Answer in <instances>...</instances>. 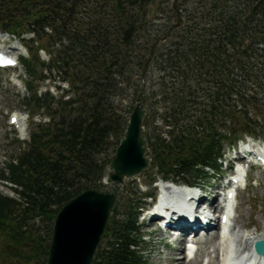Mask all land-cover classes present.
Segmentation results:
<instances>
[{"label":"trees","instance_id":"16d2710c","mask_svg":"<svg viewBox=\"0 0 264 264\" xmlns=\"http://www.w3.org/2000/svg\"><path fill=\"white\" fill-rule=\"evenodd\" d=\"M148 1L0 0V29L26 41L31 51L20 57L29 75L23 99L28 138H16L25 148L0 173L17 193L0 191V239L5 247L26 252L8 254L7 248L5 253L0 240V264L7 263L5 254L18 256L17 264L32 258L45 264L58 209L85 188L105 186L104 169L127 124L111 93L132 83L128 67L139 74L152 66L159 72L152 94H161L152 112L160 123L146 114L144 134L162 177L196 183L207 167L219 170L224 141L235 144L259 125L247 106L264 117V101L257 96L264 68V0H176L177 7L184 4L183 20L178 14L175 22L163 17L161 32L148 30ZM87 12L91 16L84 19ZM39 49L48 54L46 60ZM52 68L68 82L67 88L56 85L57 95L33 84L54 76ZM143 90L136 82L138 98ZM34 107L43 108L46 118L35 119ZM147 196L130 198L121 215L113 207L92 264H145L138 221Z\"/></svg>","mask_w":264,"mask_h":264},{"label":"rangeland","instance_id":"374dc122","mask_svg":"<svg viewBox=\"0 0 264 264\" xmlns=\"http://www.w3.org/2000/svg\"><path fill=\"white\" fill-rule=\"evenodd\" d=\"M176 0H149L146 5V13H145V20L147 22L148 30L149 31H162V18L168 16L171 21L175 22L179 20L177 14L181 16L180 7H184L183 3L179 4V7L175 5ZM178 1V0H177ZM193 0H188L187 2L190 4ZM174 4V9H172ZM136 10V7L134 8ZM91 14L88 12L84 15V19L90 17ZM86 17V18H85ZM180 20H183V16H181ZM27 37L31 35L29 33H24ZM6 42L9 46L17 45L18 48L16 50H20L23 55H31V51L26 49L24 46L27 47V42L22 41L17 37L16 34H11L5 30L0 29V42ZM22 42V43H21ZM28 48V47H27ZM37 54L41 59L46 60L48 58V54L44 49H39ZM45 70V69H44ZM137 71L136 69H131L130 67L127 68V72H131L132 74V83L130 85H126L123 88L117 87L113 90L112 100L117 105L118 110L124 116L128 117L129 112L131 111L135 101L137 99L142 100V106L145 107L146 113L149 114V117H155L156 114L152 112L153 105L157 103L156 96H153L152 91L158 87L159 77H158V69L156 67H150L149 70L144 74H139V72L134 73ZM51 74L54 75L51 78H47L41 81L34 80L33 84L37 85V89L39 91H43L45 89L52 90L53 93L56 95L61 92L60 88H57L56 85L59 83H63L60 78L56 77V72L54 68L51 69ZM264 78V74L262 75ZM29 80V75L25 71L23 64H16L15 67L10 68H0V173L4 169L7 172V162L11 159H16L17 155L25 148V144L19 142L16 138H27L28 132L30 128L29 123V116L27 112V107L24 103V96L28 94V91L24 85L26 81ZM143 80V81H142ZM139 83L143 85L144 96H138L134 93L135 83ZM68 87V82L62 84ZM65 88V87H64ZM251 90V89H250ZM264 92V91H262ZM54 94V95H55ZM258 97H262V94L258 93ZM158 105H160L158 103ZM33 107V106H31ZM34 118H46V115L43 112V108L34 107ZM264 111V108H263ZM16 114L19 116L21 120V124L23 123L24 129L20 130L16 123H12L10 121V116ZM255 114V113H254ZM159 120V119H158ZM242 122V119L239 118L238 121ZM160 121V120H159ZM144 123V121H143ZM159 123V122H157ZM262 122H259V124ZM152 123L149 124V126ZM243 124V122H242ZM241 128L243 126L239 124ZM244 125V124H243ZM148 125L144 126L143 130L147 129ZM262 125H259V129L255 131V136L257 142H264V129H262ZM241 131L240 133H242ZM243 135V134H242ZM244 137V136H243ZM245 138L242 141L245 142ZM242 141H239V146H241ZM243 142V143H244ZM238 146L235 145V148L231 147V144L228 141H224L223 146V162L222 166L219 170H214L209 168L206 174V177L198 176L195 179L196 184L204 186L202 192L206 195H213L212 192L219 194L220 196V184L224 183V178H222L221 174L226 172L225 169V162L226 158L232 157L234 154H237ZM149 150V149H148ZM104 154V153H102ZM101 154V156H103ZM111 154V150H108V155ZM245 166V162H243ZM108 169V165L104 169V173L106 174ZM233 170V169H232ZM233 172V171H231ZM154 175L155 180L152 181ZM161 172L156 173V167L150 161V164L147 168H144L140 173L134 174L132 176L124 177L122 181H113L107 183L103 186L101 190L112 191L116 194V200L114 202V206L117 205V211H119V215H121L125 205L131 199H136L143 195L144 190H156L157 187L155 186L156 183L160 181ZM225 177V175H224ZM180 180L183 179L181 176H175ZM192 181V179H191ZM14 185L10 183V180L0 174V191L8 194L10 196H16L17 193L14 190ZM213 197V196H212ZM149 200V198L147 199ZM219 200V199H218ZM144 204V203H143ZM152 205L145 206L147 207L139 217V223L141 227V232L143 234V241L141 243V252L145 259V264H172L170 263V257L172 253H179L176 257H182L184 259V264H202L205 259L209 264H219L218 253L220 252L217 250L218 238H220L219 234L217 233V229L212 230L215 236L212 239H208L206 241H199L193 242L196 245L195 253L192 257L187 256V250L185 247L186 245L180 246V251H175L173 245H175V241L173 240L172 236L169 233H164L163 230L158 226V222L154 221L149 222V212L151 210ZM113 210V208H112ZM215 211L213 210V213ZM220 210H217L216 213H219ZM112 213V211H111ZM235 215L232 219V227L235 233L237 234L234 238V245L236 247L241 246V240L239 239L238 235H241L243 229H248L249 231H256V230H264V168L258 165H250L248 170V179L247 184L243 188H239L237 190L236 196V206H235ZM111 217V215H110ZM219 221V217H218ZM46 226H41V231H45ZM208 234L205 230L199 231L198 235L200 240L204 239V237ZM1 244L4 245L5 253L9 252L8 254H13L15 251H21L20 254L26 252L23 249H14L12 248L11 244H8V247H5L6 241L2 238ZM203 242V243H202ZM206 242V243H205ZM220 242V241H219ZM216 246V250L214 251V247ZM29 247V244L26 245ZM7 248L9 250L6 252ZM183 251V252H182ZM209 251V252H208ZM222 253V252H221ZM5 254V258H8L5 263L6 264H17L18 256L15 255H8ZM208 254V255H207ZM185 256V258H184ZM209 256V257H207ZM206 262V263H207ZM36 260L34 258L30 259L27 264H36Z\"/></svg>","mask_w":264,"mask_h":264},{"label":"water","instance_id":"95a60500","mask_svg":"<svg viewBox=\"0 0 264 264\" xmlns=\"http://www.w3.org/2000/svg\"><path fill=\"white\" fill-rule=\"evenodd\" d=\"M144 114L145 108L137 100L109 160L108 182L122 181L149 166L148 147L142 132ZM115 200L114 192L94 187L85 188L68 199L53 219L45 264H92ZM254 249L263 253L264 239L255 240Z\"/></svg>","mask_w":264,"mask_h":264},{"label":"bare ground","instance_id":"6f19581e","mask_svg":"<svg viewBox=\"0 0 264 264\" xmlns=\"http://www.w3.org/2000/svg\"><path fill=\"white\" fill-rule=\"evenodd\" d=\"M12 49H15V47H13ZM16 118H14V122L19 126V129H22V124H21V120L19 118V116H15ZM161 187L162 189H165L166 192H162L165 193V197L163 198V202H169L170 203H175L177 205V208L180 212V214H178L179 212L176 211H172L171 215L169 216V219L172 221V223L176 226V229L178 231V233L175 234H171L174 241H175V245H173V248L175 251H180V247H178V245L180 244V246L184 245L185 241H187L188 238H191V241L193 242H199V241H206L208 239H212L213 236H215L216 234L213 233L212 230H215L218 228V217H208L206 218L209 226H205L203 229L206 230L208 232V234H206V236L204 237V239L200 240L199 238V231L200 229L203 227V223H197L195 224V227H191L192 224H190L189 219H187L186 223H180L182 220L179 219H185L188 218V213L186 212V210L189 207V200L186 199V195L188 193L191 192H186V190H190V188L184 186V185H179V184H175V183H161ZM192 191V190H190ZM195 193V192H194ZM212 196L206 195L205 193L201 192L198 195V201H197V205H201L202 208V212H209V210L211 209L212 211L214 210L216 212V210L221 209V206L219 205V200H218V196L219 194L214 193V190L212 192ZM185 200H187L185 202ZM198 205V207H199ZM180 207H182L183 210H180ZM198 210H195L193 213V216L195 217L197 215ZM201 212V213H202ZM183 214V215H182ZM214 214V213H213ZM229 217V215H228ZM153 218L150 217L149 222H153ZM150 222V223H151ZM226 224V223H225ZM246 230V231H245ZM218 233V230H217ZM219 234V233H218ZM236 233H234V237L232 236V233H222L220 236V242H219V248L217 247V250L219 249L220 252H222V264H264V252L263 253H257L256 255L252 254L251 258H246L244 259L243 255H251L250 251H251V247L252 244L255 240L257 239H264V230H256V231H249L248 229H243L241 232V235H238V237H240L239 239L241 240V246L242 247H236L234 245V238L236 237ZM232 236V237H231ZM232 241V242H231ZM202 242V243H203ZM206 243V242H205ZM214 247V251L216 250V246L212 245ZM188 249V254H190L192 252V250L194 249V244L192 243L191 245H189L187 247ZM181 252V251H180ZM183 252V251H182ZM209 252V251H208ZM179 253H172L170 259V263L172 264H184L185 260H182V257H176L178 256ZM187 255V254H186ZM208 255V254H207ZM209 257V256H207ZM185 258V256H184ZM208 259V258H207ZM202 264H209V261L203 262Z\"/></svg>","mask_w":264,"mask_h":264},{"label":"built area","instance_id":"2783aa9c","mask_svg":"<svg viewBox=\"0 0 264 264\" xmlns=\"http://www.w3.org/2000/svg\"><path fill=\"white\" fill-rule=\"evenodd\" d=\"M264 58V55L263 56H261V59H263ZM264 74V69L262 70V72H261V77H262V80L260 81V85H261V89L264 91V78H263V75ZM264 93V92H263Z\"/></svg>","mask_w":264,"mask_h":264}]
</instances>
